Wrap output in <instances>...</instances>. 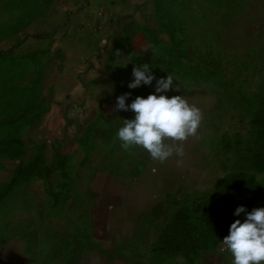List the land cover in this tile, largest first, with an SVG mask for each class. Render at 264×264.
Segmentation results:
<instances>
[{
  "label": "rangeland",
  "instance_id": "1",
  "mask_svg": "<svg viewBox=\"0 0 264 264\" xmlns=\"http://www.w3.org/2000/svg\"><path fill=\"white\" fill-rule=\"evenodd\" d=\"M156 2L159 30L149 36L151 49L121 51L125 56L133 53L130 59L115 54L109 71L115 92L131 93L129 105L137 96L156 94V81L151 86L128 87L133 68L147 63L157 80L171 75L179 86L180 92L164 95H182L204 112L197 136L183 145L190 156L189 177L166 206L151 256L145 261L194 264L198 254L222 243L232 223L246 219V213L234 215L238 207L247 212L264 208V0ZM47 5V0H0V166L5 157L22 158L21 139L26 143V158L37 155L43 143L56 145L60 135L63 152L76 151L68 132L75 120L60 114L43 116L54 70L48 55L37 52L22 57L14 47L25 18L36 16ZM12 19L21 25L10 29L6 25ZM134 118L135 113L127 111L121 122ZM112 142L103 155L108 161L128 165L149 160L142 147L125 151L117 136ZM80 143L84 146L85 137ZM39 152L38 156L43 149ZM58 180L56 174L52 182L56 185ZM37 186L34 194L43 189ZM17 200L21 206L22 197ZM181 227L189 237H180Z\"/></svg>",
  "mask_w": 264,
  "mask_h": 264
},
{
  "label": "crops",
  "instance_id": "2",
  "mask_svg": "<svg viewBox=\"0 0 264 264\" xmlns=\"http://www.w3.org/2000/svg\"><path fill=\"white\" fill-rule=\"evenodd\" d=\"M156 1L47 0L39 14L25 18L15 52L48 55L54 70L43 116L75 120L68 132L76 151L65 154L60 135L56 145L41 144L33 161L2 159L0 264H145L151 256L166 206L189 177V151L164 163L149 156L128 165L103 155L127 113L115 111L121 95L110 77L111 61L117 50L151 49L149 36L159 30ZM16 20L6 26H20ZM48 165L58 167L52 177ZM16 197H22L21 206ZM221 247L200 254L194 264H232L230 251Z\"/></svg>",
  "mask_w": 264,
  "mask_h": 264
},
{
  "label": "clouds",
  "instance_id": "3",
  "mask_svg": "<svg viewBox=\"0 0 264 264\" xmlns=\"http://www.w3.org/2000/svg\"><path fill=\"white\" fill-rule=\"evenodd\" d=\"M117 58H131L133 53L125 56L123 52H115ZM133 81L128 84L130 89L142 85L151 86L156 81L155 93L147 98L137 96L129 105L126 101L131 93H125L116 100L115 111H131L134 119H122L117 137L125 151L134 147L145 149L153 161L166 162L175 156L185 155L184 143L195 138L203 125L204 112L197 105L190 103L182 95L169 97L163 93L180 92L174 84L173 77L157 80L152 74V67L145 63L133 68ZM129 154H132L131 152ZM178 166L183 160L177 161ZM246 213V219H237L231 224L229 235L223 241L220 251H230L232 264H261L264 262V208H254L247 212L246 208L238 207L234 213L240 216Z\"/></svg>",
  "mask_w": 264,
  "mask_h": 264
},
{
  "label": "trees",
  "instance_id": "4",
  "mask_svg": "<svg viewBox=\"0 0 264 264\" xmlns=\"http://www.w3.org/2000/svg\"><path fill=\"white\" fill-rule=\"evenodd\" d=\"M264 126V125H263ZM21 143H22V147H23V154H22V158H20V159H16V160H20V161H22L21 163H23V161L26 159V156H27V150H26V145H25V143L21 140ZM36 156L37 155H35L34 157H31V160L33 159H35L36 158ZM60 156H62L61 154H60ZM32 160V161H33ZM35 166H37V164H35ZM47 168H49L50 169V177H52L53 175H54V173H55V171L56 170H58V167H54L53 165H48L47 166ZM49 177V178H50ZM182 236H186V237H189L190 235H189V233L187 232V231H183V228L181 227V229H180V237H182ZM180 237H177V238H180ZM220 244V243H219ZM219 244H217L215 247H217ZM214 247V248H215ZM200 254H202V253H200ZM200 254H198L196 257L198 258V256L200 255Z\"/></svg>",
  "mask_w": 264,
  "mask_h": 264
}]
</instances>
